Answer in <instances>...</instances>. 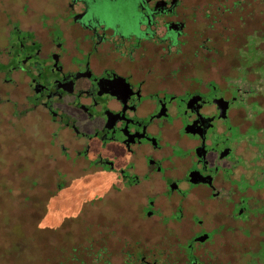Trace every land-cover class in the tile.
<instances>
[{
  "label": "flooded vegetation",
  "instance_id": "1",
  "mask_svg": "<svg viewBox=\"0 0 264 264\" xmlns=\"http://www.w3.org/2000/svg\"><path fill=\"white\" fill-rule=\"evenodd\" d=\"M45 4L0 13V264H264V0Z\"/></svg>",
  "mask_w": 264,
  "mask_h": 264
},
{
  "label": "rangeland",
  "instance_id": "2",
  "mask_svg": "<svg viewBox=\"0 0 264 264\" xmlns=\"http://www.w3.org/2000/svg\"><path fill=\"white\" fill-rule=\"evenodd\" d=\"M23 10H25V11H47V5L45 4V0H0V13L2 15H6V14L8 15V13H10L9 11L22 12ZM40 21H44V17L43 18L41 17ZM249 54H251V51L249 52ZM244 56H248V53L246 52L244 54ZM255 135H259V134L257 133ZM263 138H260V136L252 137L250 139V141L248 142V144L245 147H243L241 154L245 158V160H247V161L248 160L249 161L254 160L255 161L256 158L261 157L258 159V161H263V159H264V139ZM42 143H44V144L48 143V140L45 139V134H42ZM44 149L45 148L42 145V155H43L42 161H43V164L46 161V159L44 158V154H45ZM60 153L64 154L63 151H61ZM246 165H247V163H246ZM46 166L47 165L45 164V167ZM44 171H46V170L43 168L42 169V175L43 176H45L47 174ZM251 171L253 173V181H254V183H252V184H254V186L258 189H262V188L264 189V167H263V165L260 164V166H256V168L251 170ZM59 180L61 183H63L62 182L63 180H61V179H59ZM50 183H51V181H49L47 184H43L42 186L43 187H50L51 186ZM54 186H55V184H54ZM52 191H54V190H51V189L46 190V192L48 194H51ZM99 192H101L100 189H99ZM98 194L97 195L88 194L86 196L77 195V198L74 200L75 204L77 205V206H75V208L81 209V208H85L88 206L99 207L100 202L103 201V199L101 200V198L98 196ZM51 202H52L51 200H48V202L46 203L45 206L42 205L43 203L42 204L40 203L41 209H45V207H51ZM255 210L257 212V215H263L264 216V201H263L262 205L259 204V206H256ZM253 212L254 211H252L251 213H253ZM77 214H79V213H77ZM74 219L80 220L79 217H74ZM49 227H51V226H49ZM47 233H48V231H47ZM257 236H259V237L264 236L263 231H259ZM49 239L51 240V238H49ZM49 239L47 241L44 240L42 242V250L44 252L42 254V259H41L40 264H48V262H47L48 258H46V257H49V251L51 249V243H52ZM262 243H263V241H259L258 245H259L260 250L264 251V249H262ZM250 256L260 258L261 254H260V251H256L253 254H250ZM263 258H264V256H263ZM260 260H262V259L260 258ZM6 261L7 262H5V264H12L11 260L6 259ZM262 261H264V260H262ZM33 263H35V262H33ZM27 264H29V260H27Z\"/></svg>",
  "mask_w": 264,
  "mask_h": 264
}]
</instances>
